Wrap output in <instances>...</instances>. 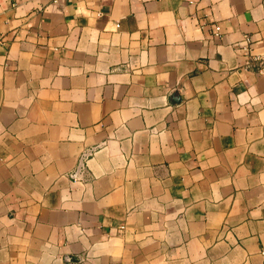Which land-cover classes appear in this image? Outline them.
Here are the masks:
<instances>
[{
	"label": "crops",
	"instance_id": "0c3cea01",
	"mask_svg": "<svg viewBox=\"0 0 264 264\" xmlns=\"http://www.w3.org/2000/svg\"><path fill=\"white\" fill-rule=\"evenodd\" d=\"M248 43L264 0H0V264H264Z\"/></svg>",
	"mask_w": 264,
	"mask_h": 264
},
{
	"label": "built area",
	"instance_id": "2783aa9c",
	"mask_svg": "<svg viewBox=\"0 0 264 264\" xmlns=\"http://www.w3.org/2000/svg\"><path fill=\"white\" fill-rule=\"evenodd\" d=\"M218 29L219 25H213L214 32L217 33ZM249 47V43L247 44V46L243 47L245 64L250 65L257 73L264 75V51L260 53H254L250 51Z\"/></svg>",
	"mask_w": 264,
	"mask_h": 264
}]
</instances>
